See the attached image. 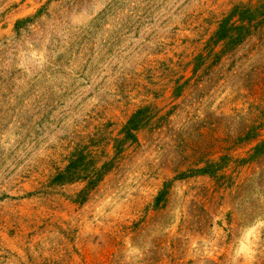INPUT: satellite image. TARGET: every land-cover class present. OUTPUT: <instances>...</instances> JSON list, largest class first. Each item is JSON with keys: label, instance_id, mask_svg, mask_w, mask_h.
<instances>
[{"label": "rangeland", "instance_id": "1", "mask_svg": "<svg viewBox=\"0 0 264 264\" xmlns=\"http://www.w3.org/2000/svg\"><path fill=\"white\" fill-rule=\"evenodd\" d=\"M0 264H264V0H0Z\"/></svg>", "mask_w": 264, "mask_h": 264}, {"label": "trees", "instance_id": "2", "mask_svg": "<svg viewBox=\"0 0 264 264\" xmlns=\"http://www.w3.org/2000/svg\"><path fill=\"white\" fill-rule=\"evenodd\" d=\"M254 14L249 12L248 10L244 9V10H241L239 13H238V17H239V22H240V25H230L229 27H225L223 23V26L221 25V29L219 30V37L218 38H223L224 36H226V34L231 30V31H235V38L237 37H242L243 36V32H245L251 25L248 23H250V19H253L254 18ZM248 22V23H245ZM245 23V25H244ZM233 38V39H235ZM135 117L133 116L131 118V120H129V122L127 123V126H126V129L127 131L130 133L134 127L136 126V121L134 120Z\"/></svg>", "mask_w": 264, "mask_h": 264}]
</instances>
